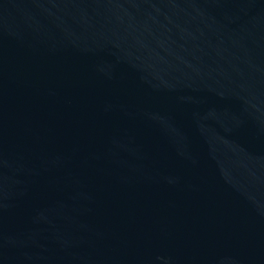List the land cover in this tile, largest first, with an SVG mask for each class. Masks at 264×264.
<instances>
[{
	"label": "water",
	"instance_id": "obj_1",
	"mask_svg": "<svg viewBox=\"0 0 264 264\" xmlns=\"http://www.w3.org/2000/svg\"><path fill=\"white\" fill-rule=\"evenodd\" d=\"M0 264H264V0H0Z\"/></svg>",
	"mask_w": 264,
	"mask_h": 264
}]
</instances>
